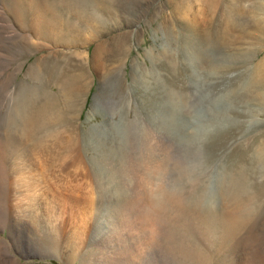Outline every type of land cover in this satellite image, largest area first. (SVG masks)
Returning <instances> with one entry per match:
<instances>
[{
	"label": "rangeland",
	"instance_id": "1",
	"mask_svg": "<svg viewBox=\"0 0 264 264\" xmlns=\"http://www.w3.org/2000/svg\"><path fill=\"white\" fill-rule=\"evenodd\" d=\"M6 1L0 264H264V163L253 156L264 148V104L246 93L264 59V0H241L249 16L230 28L229 48L200 44L189 27L219 30L225 7L237 0H111L95 43L75 47L28 32ZM123 38L127 56L87 69L71 118L61 117L64 102L47 83L53 116L32 137L19 133L17 102L38 103L43 87L30 69L46 51L33 45L91 55L97 43ZM155 192L163 199L151 208ZM248 200L253 214L249 207L250 218L224 238L229 216H243Z\"/></svg>",
	"mask_w": 264,
	"mask_h": 264
},
{
	"label": "bare ground",
	"instance_id": "2",
	"mask_svg": "<svg viewBox=\"0 0 264 264\" xmlns=\"http://www.w3.org/2000/svg\"><path fill=\"white\" fill-rule=\"evenodd\" d=\"M6 2H8L10 8L16 10L15 12L18 16V20L20 19L19 21L22 22L21 23L22 26L26 30L28 29V32H29V28L32 27L34 29L33 32L37 31V34L41 38H43L42 40H48V41L51 40V41H53V43H62V44H65V45L71 46V47H75L77 45L83 46L86 43H90V41H93L95 38H97V35L100 33L99 28H101L107 24L106 15L110 16L111 11H112L113 6H114L113 2L111 0H9ZM241 6H242L241 0H237L235 2H230L228 4V6L225 7V13L222 16L225 17L227 22H225V23L223 22L222 24H220L219 30H217L214 26H207L204 29H195L193 27H189V29H190L189 31L191 32L192 35H194L195 38L199 39V42H200V40L205 41V44L207 41L209 43L214 42L215 44L220 45L221 47L229 48L231 41H232L231 37H230V28H232V30L235 29L238 25V21L245 19L249 16V15L243 16ZM38 14H43V15L39 16ZM30 19H31V21H30ZM30 22H31V24H30ZM32 22H34V25L32 24ZM30 30H32V29H30ZM55 30L57 31L56 32L57 37H56V39L52 40V38H51L52 35L50 32L55 31ZM256 31H257V33H259V26H258V30H256ZM88 32H91V34H93V37L91 36L92 38H85V34ZM101 33H102V31H101ZM99 35H101V34H99ZM183 35H185V33ZM200 44H202V43L200 42ZM105 45H102L101 43H97L95 45L91 55L85 51L76 52L74 50H70L68 53H63L60 50H57L55 47L48 48V46H45L43 44L42 45H39V44L33 45V49H35V50H43V51L45 50L46 51L45 55L38 58L37 66H34L33 68L30 69L32 72L31 74L33 75V80L36 81V79L38 77H40V75H42L41 77H43V78H40V80L43 79V83L41 81L43 87L41 88V91L39 93L40 96H39V102L38 103L37 102L33 103L34 99L32 100V98L30 96H26V97L21 98L15 106L14 111H15V114L17 116L16 117L17 119H15L14 124L17 125V122L19 123V126H20L19 133L20 134H25L29 137H32L33 134L37 130H39L41 127H43L44 124H47L49 122V119L53 116V114H51V112L48 108V105H50L52 102H54V104H55L56 99L53 98V96H50L45 91L44 86L45 85L47 86V83H51L52 85H54L53 88L55 87L57 89V92L59 94V98H61V100L64 102L65 114H63L61 117H63L66 120L71 118L72 114L77 109V105H78V101H74V100H76V99L78 100V97L81 96V94L83 93V91L85 90V88L87 86L88 71L90 69L100 68L104 62L105 63L111 62V61L117 62L118 59H115L117 57L124 58L125 56H127L128 45H127V41L125 40V38L119 39V40L112 39L108 46H105ZM200 46H204V45H199V47ZM208 47H209V45H208ZM195 48L196 47H194V49ZM200 48H198V49H200ZM210 48L211 47H209V49ZM217 48H218V46H217ZM198 49H197V51H198ZM214 49L216 50V47ZM218 49L220 50V48H218ZM258 49H256V50H258ZM211 50H213V49H211ZM198 52H200V50ZM216 52H218V51H216ZM252 53L249 52V54L253 55ZM211 54H213V53L211 52ZM223 54H225V53H223ZM218 55H219V53H218ZM244 55H243V58H244ZM255 55H253V56H255ZM250 57L251 56H249V58ZM224 58L225 57H223V59H222L223 60L222 64L225 63ZM246 58H247V56H246ZM246 58L244 59L245 61H247ZM212 59H211V61H213ZM200 60L203 61L201 58H200ZM119 61H120V59H119ZM216 61H218V60L216 59ZM235 61H236V59H235ZM136 62H137V60L135 61V63ZM209 62H210V60H209ZM73 63H75V65H73ZM197 63L198 62H196V64ZM207 63H208V60H207ZM133 65H134V63H133ZM135 65H137V64H135ZM71 66L75 67V69L72 70L70 68ZM225 66H226V64H225ZM134 67L132 68V66H131V69H134ZM103 68H104V66H103ZM207 68H208V66H207ZM87 69H89V70H87ZM217 70H219V69H217ZM135 71H136V69H135ZM132 72H133V70H132ZM131 76L133 77L132 74H131ZM39 81H37V82L39 83ZM259 89L260 90L262 89L263 92H259ZM30 92L32 93V91H30ZM31 93H29V95H31V96L33 95V98H34L35 91L33 94H31ZM246 93H247L248 97L250 99L254 100L256 103L264 104V59L259 60V62L257 63L256 74L253 77V79L251 80L249 86L247 87ZM170 94H171V92H170ZM177 94L180 95L181 93L177 92ZM37 95H38V93H37ZM17 120H19V121H17ZM9 141L11 144L12 140L9 139ZM5 145H7V144H5ZM8 147L9 146L7 145V148ZM254 153H255V151H254ZM255 155H253V156L256 157L258 164H260L259 161L264 163V148L257 147V152ZM251 159H252V156H251L250 160ZM254 160H255V158H254ZM241 188L242 187H240V189ZM240 189L238 187L239 191H241ZM245 191L242 190V193L244 192V194H246L247 191L246 192ZM156 194H159V192ZM156 194L154 195L152 193V195L155 197L152 198L150 201L151 208L153 206L159 205L161 203V199H163V196H160L161 193L159 195H156ZM228 194H230V193H227V195ZM239 194H238V197H239ZM166 195H168V194H166ZM232 195L230 194L231 198H234L235 195H234V197H232ZM240 196H241L240 198L243 200V198H244L243 194ZM166 198H167V196H166ZM252 198L253 197H251L250 200ZM200 199H198L197 201H201ZM235 199H233V201ZM250 200H248L249 202L246 203V205H244L243 211L245 210V213L243 214V216L240 213H235L237 211H235L233 214L231 213V215L229 214L230 215L228 218L229 227H227L226 231L224 232V238H228L229 236H233L232 234L243 223V221L246 220L247 218H250L249 213L252 211V214H253V211H254L253 208L254 207L249 206ZM243 201H241V202H243ZM237 203H238V198H237ZM252 203H254V202H252ZM159 206H161V205H159ZM249 207L251 208V211H249V209H250ZM206 212H208V210ZM206 212L203 213L205 215V217L213 219L214 216L210 217L209 214ZM215 217H214V219H215ZM209 220L211 221V219H209ZM223 220L225 221V219H223ZM216 223H217V221H216ZM128 264H134V263H128Z\"/></svg>",
	"mask_w": 264,
	"mask_h": 264
}]
</instances>
